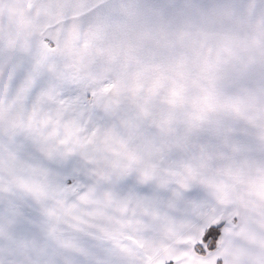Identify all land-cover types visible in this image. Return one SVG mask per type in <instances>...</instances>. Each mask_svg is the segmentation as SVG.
<instances>
[{"label": "snow or ice", "instance_id": "6c2138e0", "mask_svg": "<svg viewBox=\"0 0 264 264\" xmlns=\"http://www.w3.org/2000/svg\"><path fill=\"white\" fill-rule=\"evenodd\" d=\"M146 7L28 0L48 19L19 45L0 34V264H52L50 255L75 264H264V115L261 139L195 124L175 136L146 106L128 108L130 84L91 68L101 52L115 68L108 30ZM201 7L161 0L150 19L183 25ZM211 7L254 28L264 48V0ZM184 102L198 121L217 111L210 92ZM260 106L264 113V99ZM48 240L56 247L41 255ZM249 240L250 259L238 250Z\"/></svg>", "mask_w": 264, "mask_h": 264}, {"label": "rangeland", "instance_id": "374dc122", "mask_svg": "<svg viewBox=\"0 0 264 264\" xmlns=\"http://www.w3.org/2000/svg\"><path fill=\"white\" fill-rule=\"evenodd\" d=\"M14 2L11 13L19 4L24 8L16 12L24 23L22 29L48 19L30 11L28 0ZM136 2L147 6L141 18L108 30L115 68L104 64V52L98 54L91 68L131 85L130 93L125 89L129 96L125 104L130 110H138V105L149 111L191 110V134L196 130L192 127L195 124L197 128L221 130L238 139H261L257 125L264 115L260 106L264 99V48L257 41L255 29L235 23L231 16L211 7L227 0H189L202 7L195 17L185 18L183 25L171 18L161 23L151 21L150 6L161 0ZM174 2L182 4L185 0ZM0 7L1 12L11 8V0H0ZM182 27L192 34H186ZM22 29L16 36L18 44L23 42ZM209 64L211 75L204 71ZM206 89L216 100L217 111L198 121L194 119V106L184 101L198 100L208 94ZM228 105L239 112L232 107L226 110ZM249 125L252 126L248 128Z\"/></svg>", "mask_w": 264, "mask_h": 264}, {"label": "crops", "instance_id": "0c3cea01", "mask_svg": "<svg viewBox=\"0 0 264 264\" xmlns=\"http://www.w3.org/2000/svg\"><path fill=\"white\" fill-rule=\"evenodd\" d=\"M15 0H11V8L4 10L1 12L0 7V34H4L8 38H10L14 44L19 45L16 40V36L19 33V29H22L23 22H21L18 18L16 12H19L21 9H24L19 4L16 8V12L11 13V10L15 6ZM21 24V25H20ZM22 26V27H21ZM3 31H1L2 29ZM26 31V26L21 31ZM10 32V33H9ZM19 38V37H18ZM17 38V39H18ZM24 39V37H22ZM190 87L191 84L187 85ZM226 107V105H225ZM233 108V111L239 112L238 109H235L233 106L228 105L226 110ZM132 111H136L133 110ZM228 113V111H227ZM149 114L154 117L157 127L163 125V130L167 133L169 130L172 135L183 137L185 135L191 134V110L177 109V110H165L158 111L153 110L149 111ZM248 198L255 200L256 193L255 191H250L247 193ZM253 241L249 240L246 242H242L238 245V250L242 254L243 257L251 258L252 253L249 251V248L253 245ZM56 247V244L52 240L44 241L41 243L38 251L41 255H50L52 250ZM50 259L52 264H68L70 262H74L72 258L65 257L63 255H50Z\"/></svg>", "mask_w": 264, "mask_h": 264}, {"label": "trees", "instance_id": "16d2710c", "mask_svg": "<svg viewBox=\"0 0 264 264\" xmlns=\"http://www.w3.org/2000/svg\"><path fill=\"white\" fill-rule=\"evenodd\" d=\"M248 109H249V108H248ZM250 126H252V125H249L248 128H249Z\"/></svg>", "mask_w": 264, "mask_h": 264}]
</instances>
